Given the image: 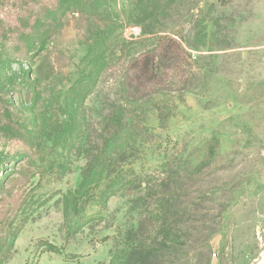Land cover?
Wrapping results in <instances>:
<instances>
[{
  "label": "rangeland",
  "instance_id": "rangeland-1",
  "mask_svg": "<svg viewBox=\"0 0 264 264\" xmlns=\"http://www.w3.org/2000/svg\"><path fill=\"white\" fill-rule=\"evenodd\" d=\"M0 264H264V0H0Z\"/></svg>",
  "mask_w": 264,
  "mask_h": 264
},
{
  "label": "trees",
  "instance_id": "trees-1",
  "mask_svg": "<svg viewBox=\"0 0 264 264\" xmlns=\"http://www.w3.org/2000/svg\"><path fill=\"white\" fill-rule=\"evenodd\" d=\"M44 31L47 32L46 29H44ZM165 40L166 38H160L156 41V45H155L156 48L159 49L158 55L160 56L162 55V57H164V55L170 50L169 44L172 43V41L167 40L168 43L164 44ZM131 66L133 68L135 67V70L138 72V75L137 76L135 75L134 78L136 81L147 80L150 83V81H152L154 78H157L159 75V71H158L159 69H158V65L156 64L155 56L150 55L149 53L145 55L142 59L135 60ZM48 250L54 252L56 251V249L51 246H49Z\"/></svg>",
  "mask_w": 264,
  "mask_h": 264
}]
</instances>
